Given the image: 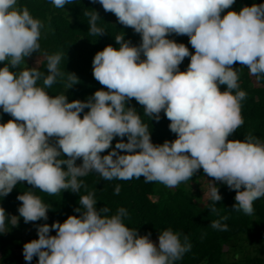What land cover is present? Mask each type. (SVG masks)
Returning <instances> with one entry per match:
<instances>
[{
  "label": "clouds",
  "instance_id": "9594fccd",
  "mask_svg": "<svg viewBox=\"0 0 264 264\" xmlns=\"http://www.w3.org/2000/svg\"><path fill=\"white\" fill-rule=\"evenodd\" d=\"M98 2L139 34L141 43L115 36L118 47L106 46L92 61V74L107 91L69 102L65 94L46 91L63 75L61 54L46 55V75L37 67H21L40 51L42 21L19 7L18 0H0V109L12 117L0 123V197L22 181L48 195L79 193L81 178L89 173L107 181L143 177L177 187L203 169L236 191L235 211L252 215L254 202L264 198V142L251 134L243 141L229 139L244 124L241 101L246 97L232 66L239 62L251 75L264 77V4L222 16L235 0ZM50 3L64 8L73 0ZM89 16L91 34L105 33L97 26L98 13ZM172 34L187 35L194 54L169 39ZM186 57L190 63L180 71ZM41 80L43 86H38ZM77 80L70 73L65 89ZM133 98L151 120L158 122L163 111L176 139L153 144L140 114L127 106ZM117 137L121 139L113 147ZM119 192L117 185L114 194ZM208 198L215 211L222 196L214 182ZM17 199L22 202L19 217H9L0 207V234L17 226L19 218L25 223L48 219L49 208L39 196L25 192ZM79 205L78 216L37 225L38 239L23 245L26 262L38 257L37 264H175L191 248L187 238L182 243L171 229L159 232L158 243L151 233L139 235L125 225V209L111 216L107 207L97 209L94 193L80 196ZM210 226L228 230L220 220ZM52 230L56 235H50Z\"/></svg>",
  "mask_w": 264,
  "mask_h": 264
},
{
  "label": "trees",
  "instance_id": "16d2710c",
  "mask_svg": "<svg viewBox=\"0 0 264 264\" xmlns=\"http://www.w3.org/2000/svg\"><path fill=\"white\" fill-rule=\"evenodd\" d=\"M264 4V0H235L230 9L224 10L222 16L228 11H239L245 6ZM19 7H27L32 16L42 21L44 28L40 39V51L27 57L21 67H37L39 71L47 74L46 55L61 54L62 59L58 65L63 74L51 88L46 89L50 95L65 94L69 102L73 100L86 101L97 90H105L93 76L92 61L95 54L106 46L118 47L114 38L124 35L125 40L133 45L141 43V36L130 27L118 22L117 17L106 12L102 5L93 0H73L64 8H56L50 0H18ZM96 11L99 15L97 26L104 29L100 36L92 35L89 31V14ZM177 43H184L191 53L195 50L189 43L187 35L168 37ZM143 58V57H142ZM35 65H32V62ZM190 57L179 66L180 71H186ZM4 65L0 64V68ZM240 77V90L246 92L242 104L244 124L233 133L229 139L243 141L249 134L264 142V77L257 78L250 74L246 65L239 62L232 66ZM18 69H13L16 71ZM70 73H74L78 80L70 89H65ZM38 86H43L42 80ZM226 86H220L224 91ZM134 107L140 114L142 122L147 125L151 133L153 144H163L165 141H174L176 134L169 129L170 121L164 112L160 113V120L143 114V106L133 98L128 105ZM85 109L84 112H87ZM84 113H81V118ZM12 117L0 109V123H5ZM121 138H114L112 146ZM127 142V137L123 138ZM106 150L101 155H106ZM121 154H124L121 152ZM77 165L82 160L76 161ZM66 170V166H62ZM208 178L218 187L222 200L214 205L206 199L204 205L197 202L196 194L186 185L198 182L199 179ZM83 187L79 193L65 190L55 195H48L35 189L26 181L20 182L6 197H0V207L6 214L19 217L18 208L22 204L17 197L25 192H32L39 196L48 206L47 221L41 219L25 223L23 218L18 219L17 226H9L8 232L0 234V264H37L38 257L26 262L23 257V245L31 240L38 239L37 232L24 236V232L37 229V225L53 222L63 223L70 215H79L75 209L80 207L79 198L89 193L95 194L97 209L107 207L109 216L116 214L118 209H125L127 216L124 223L127 227L137 230L139 235L151 233V239L158 238L159 232L171 229L180 234L181 242L185 238L191 245L189 251L184 253L175 264H264V198L254 202V213L246 215L243 211H235V190L222 182L214 181L200 169L190 180L171 189L157 182H146L143 177L131 180L111 181L103 180L96 173H89L82 177ZM120 186L119 194H114L115 187ZM223 217H227L223 220ZM220 220L228 226L227 231L212 228L211 222ZM33 231V230H32ZM50 235H56L55 230Z\"/></svg>",
  "mask_w": 264,
  "mask_h": 264
},
{
  "label": "rangeland",
  "instance_id": "374dc122",
  "mask_svg": "<svg viewBox=\"0 0 264 264\" xmlns=\"http://www.w3.org/2000/svg\"><path fill=\"white\" fill-rule=\"evenodd\" d=\"M32 65H35V62L33 61L31 63ZM24 68V67H23ZM213 181H211L208 178H201L198 180V182L195 183H187V187L192 190L194 194H196L197 202L200 206L204 205L206 199L208 198L209 188ZM171 189H174L175 187H170ZM33 230V231H32ZM31 232H37V229H30L28 228L24 232V236L30 234ZM153 242L158 243V238L154 237L151 239Z\"/></svg>",
  "mask_w": 264,
  "mask_h": 264
}]
</instances>
